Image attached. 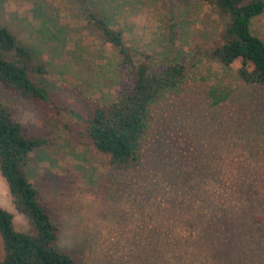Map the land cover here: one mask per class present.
Here are the masks:
<instances>
[{"label": "rangeland", "instance_id": "obj_1", "mask_svg": "<svg viewBox=\"0 0 264 264\" xmlns=\"http://www.w3.org/2000/svg\"><path fill=\"white\" fill-rule=\"evenodd\" d=\"M37 1L58 13L69 43L44 37L47 24L34 19ZM93 1L122 29L135 58L158 66L179 61L197 44L218 43L228 19L201 0ZM72 3L0 0V23L44 64L36 79L53 102L70 108L71 88L106 102L122 79L117 52L85 28ZM252 31L264 38V13ZM194 77L182 94L154 105L143 165L120 175L101 162L82 121L45 108L59 154L32 152L25 171L60 226L56 248L77 264H264V88L243 85L216 63ZM0 99L31 133L47 131L41 112L25 99L1 85ZM0 207L12 214L16 230L29 229L1 174Z\"/></svg>", "mask_w": 264, "mask_h": 264}, {"label": "trees", "instance_id": "obj_2", "mask_svg": "<svg viewBox=\"0 0 264 264\" xmlns=\"http://www.w3.org/2000/svg\"><path fill=\"white\" fill-rule=\"evenodd\" d=\"M201 1L228 17L220 41L211 46H192L179 61L159 66L136 59V51L126 45L122 29L112 25L96 9L93 0H76L70 4L80 14L85 28L117 52L120 58L117 66L122 73L120 89L106 102L71 88L74 93L71 108L53 102L44 84L36 79L45 73L44 64L35 62L28 46L0 23V85L7 93L25 99L39 110L47 127L44 134L31 133L16 118L15 109L0 99V174L15 208L29 222L27 231L16 230L12 214L0 207L4 248L0 264H77L72 253L56 248L60 226L25 171L32 152L59 154L61 144L50 127L53 117L45 108L65 110L82 121L86 137L102 154L101 162L120 175L143 165L144 143L153 125L154 105L168 95L182 94L187 84L195 80L194 73L200 67L216 63L233 72L243 85L264 88V38L252 31L255 19L264 13V0ZM34 4V19L42 28L47 24L44 37L60 41L62 46L69 43L67 26L56 23L58 13L51 6L42 7L38 1ZM50 30L53 32L48 33ZM106 194L108 199L110 189Z\"/></svg>", "mask_w": 264, "mask_h": 264}]
</instances>
